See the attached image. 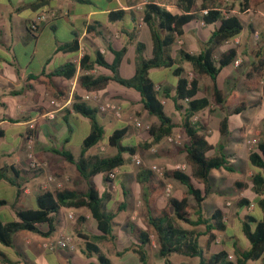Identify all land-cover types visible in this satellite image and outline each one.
Segmentation results:
<instances>
[{"label":"trees","instance_id":"trees-1","mask_svg":"<svg viewBox=\"0 0 264 264\" xmlns=\"http://www.w3.org/2000/svg\"><path fill=\"white\" fill-rule=\"evenodd\" d=\"M261 4H264V0H202L199 4L197 0H175V5L182 12L180 15H173L154 4L147 5L143 22L150 31L153 44L152 56L145 59L143 57L145 45L137 43L135 69L130 78H125L119 73L126 54L125 48L120 51L110 49L114 56L110 63L99 52L95 54L94 59L84 55L80 61L82 71H90L98 66L107 70L110 75L83 74L79 77L81 87L88 92L99 93L113 82L135 91L140 97L142 109L156 119L148 130L149 141L138 145H121V141L133 131L130 126H121L106 138L108 146L116 150L114 155L86 157V153L101 141L105 130L98 119L97 108L88 106L75 97L73 112L90 121V132L83 140L81 153L76 158L65 149L51 150L53 154L61 156L66 164L75 167L76 179L72 181L73 186L40 193L36 198V208L17 211L16 220L5 222L0 217V245L6 248L13 247L14 235L21 231L48 236L55 231L54 217L60 209H86L96 222L98 234L87 235L84 232L86 218L78 215L71 227L73 236L84 242V254L96 255L100 264H111L101 249H106L109 255L114 254L117 239L114 233V220L126 209V201L120 202L113 209L107 208L106 203L111 200V194L106 191L100 193L90 179L96 175H103L107 180L106 174L122 168L130 163L138 152L152 149L174 133L176 125L164 110L162 99L167 98L173 101L176 110H184L182 128L189 141L184 146L187 170L182 172L169 169L164 171L163 177L180 182L186 190L181 197H171L165 205H162V188L156 182L154 173L150 169L140 167L135 174V182L140 201L147 211L148 228L143 229L127 222L126 228L136 238L137 243L122 252H117L116 256L132 251L138 256L141 264H149L145 247L154 241L157 255L164 260V264H171L170 257L173 254L197 259L198 264H248V262L264 264V140H260L248 155V163L253 171L249 182L235 183L238 191H246L251 195L239 199L238 207L244 209L252 205L254 210L240 221L241 234L248 242L249 248L244 250L232 242L234 260L231 261L225 250L211 252L217 234L226 232L223 209H216L210 218H206L202 207L211 191L210 172L219 169L231 171V168L228 166L223 147H220L217 154L211 155L216 149L215 144L205 135L207 124L200 115L210 106L222 112L231 109L234 114H241L249 107L245 102L237 104L236 92L230 90L226 94L218 84L222 70L237 59V49L231 47L219 55L217 51L243 31L239 16L232 13L236 6L238 11L243 13L247 10L254 11ZM122 15V11L111 12L109 20L116 22ZM194 22H202L205 26L214 28L198 53L193 54L179 49L173 57L171 48L177 38L185 37L186 27ZM89 34L93 38L91 29ZM59 50L76 51L78 42L74 39ZM183 64L190 66L191 78L185 75L181 66ZM161 68L170 69L172 76L176 78L173 95L172 90L167 86L157 88L158 82L149 75L151 70ZM75 71L76 68L72 63H66L54 70L51 76L69 80L74 77ZM200 78H207L211 82L209 87L204 88L205 90L202 89ZM243 84L250 92L260 88L264 95V44L257 49L254 60L243 73ZM47 89L53 95L54 90L50 82L47 84ZM201 93L203 95L200 96ZM195 116L198 118L193 121ZM219 134L228 135L227 117L219 123ZM2 136L3 133L0 131V138ZM39 171H25L12 165L4 166L0 168V180L12 184L20 193L26 183L38 176ZM63 172L64 167H52V173L56 176H62ZM83 182L87 183L86 191L77 189ZM3 205H6V202L0 201V207ZM41 224L48 226L46 233H40L37 228ZM182 225L189 228H184ZM199 228L204 230L200 231ZM201 237L205 238L204 246L201 245ZM0 259L7 262L1 250Z\"/></svg>","mask_w":264,"mask_h":264},{"label":"crops","instance_id":"crops-1","mask_svg":"<svg viewBox=\"0 0 264 264\" xmlns=\"http://www.w3.org/2000/svg\"><path fill=\"white\" fill-rule=\"evenodd\" d=\"M197 1L199 4L202 0ZM150 4L157 5L173 15L182 13L175 3L172 4L169 0H0V131L3 133L0 138V168L12 165L28 171L26 155L28 134L33 140L34 154L42 165L38 176L26 183L20 193L12 184L0 180V201L6 202V205L0 207V217L5 222L16 220V212L19 210L36 208V198L40 194V185L45 181L48 170L51 171L50 174H53L52 162L64 167L63 175L55 176L58 179L65 175L68 176L70 180L65 186H73L72 181L76 179L75 167L66 164L61 156L54 155L51 150L60 151L65 149L69 151L72 135L70 121L77 126L89 125L90 129V121L72 110L75 97L80 99L88 92L81 87L79 77L83 74L93 76L110 75L107 70L98 66L90 71H82L80 61L84 55L94 59L95 54L99 52L110 63L114 58L110 49L120 51L125 48L126 54L122 62L126 60L135 64L137 43L145 45L143 57L145 59L150 58L153 44L150 31L143 22L144 11L147 5ZM116 11H122L123 15L120 20L110 22L109 14ZM232 13L237 14L235 10ZM241 14H251L255 19L264 20V4L258 6L254 11L247 10ZM41 16H45L43 20L39 19ZM199 24L202 25L203 23L200 22ZM90 29L93 38L90 37ZM244 35L245 30L233 41L238 42ZM74 39L78 42V50L73 52L59 50L60 47L72 42ZM187 39L186 31L185 40ZM206 39L201 40L200 46L205 43ZM229 42H226L222 47L224 48ZM129 53H132V55H129ZM66 63H72L76 68L72 79L67 80L62 77L51 76L54 70ZM229 67L231 65L227 68ZM184 68L187 69L188 66L185 65ZM149 75L150 77L156 75V78H152L157 79L159 85L165 81L163 78L167 77L168 79V75H172V73L170 69L161 68L151 70ZM48 82L54 90L53 95L47 89ZM99 96L101 102H105L110 98L119 103L122 101L123 108H127L128 111L131 110L128 105L130 103L129 97L138 96L139 98L135 91L113 82L105 90L99 92ZM131 98L133 99V97ZM56 101L64 105L63 110L57 114L56 119L52 121L43 120L41 116L51 110L52 102ZM84 104L98 110L96 103L85 102ZM98 119L105 132L109 134L119 125L129 126L122 121L115 122L109 112L102 113L98 111ZM34 122H36L35 130L29 131L28 126ZM80 153L81 149L79 154H74V156L78 158ZM53 155L57 159H52L51 156ZM70 167L73 168L70 169ZM121 179L122 177L115 179L116 181L107 179L105 184L108 186L103 191H100L95 184L100 193L106 191L111 194L110 201L113 202V206L110 209L115 207L114 203L119 202L120 197V202L126 201V209L117 217H120V220L118 222L114 220V224L117 226L114 229L117 237L114 254L109 255L106 249L101 250L111 264L114 263L110 257L120 259L118 264H129V261L127 262L124 259L127 255H131V258H133L131 264H135V260H137V264H141L138 256L132 251L116 256L117 252H122L137 243L136 238L126 228L127 222H131L136 227L148 228L146 223L147 211L140 201L135 179L132 183V191L129 194L126 193L127 198H125V193L121 189L123 185ZM116 187L120 189L121 193L116 190L114 194L111 192V189ZM77 189L86 191L87 183L79 184ZM133 200L138 201L135 204ZM69 210L71 209L62 208L59 210L54 217L55 231L48 236L28 231L15 234L13 247L0 246V250L7 259V262L0 259V264H23L24 260L21 256L24 258L30 250L38 255L52 252V250L43 248L42 245L52 241L58 232H68L69 227L72 225L71 220L68 218L69 212L67 211ZM125 212H128V214L122 215ZM85 218L87 222L89 218L87 214ZM91 222L96 226V222ZM225 224L227 229V223ZM37 228L40 233H46L48 230L46 224L38 225ZM17 236L21 244L18 247L15 244ZM145 249L149 264H152L154 260L162 259L158 257L153 241ZM65 250V252L58 251L62 252L66 264H100L96 255L84 254V249L78 250L77 239L74 251ZM77 250L85 259L75 255ZM8 252H13L16 258H9ZM19 256L20 258H18ZM18 259H21V261ZM171 264L173 263L171 262Z\"/></svg>","mask_w":264,"mask_h":264},{"label":"rangeland","instance_id":"rangeland-1","mask_svg":"<svg viewBox=\"0 0 264 264\" xmlns=\"http://www.w3.org/2000/svg\"><path fill=\"white\" fill-rule=\"evenodd\" d=\"M235 11L237 12V15L239 16V19L243 25L245 35L243 38L239 39L238 42L232 40L224 48L221 47V52L219 49L217 51V55L231 47H235L237 49V59L239 60V63L236 66L232 63L231 67L222 70L219 79V85L226 94L230 90L236 92V94L238 95L237 104L245 102L249 107L241 114H234L231 109L229 111L222 112L214 106H210L202 113H200L207 124V129L204 131V133L208 136V139L213 144H215L216 149L215 151L211 152V155L217 154L220 147H223V152L228 159V166L231 168V171L219 169L210 172L209 181L211 184V191L202 205L203 214L206 218H210L211 214L216 209H223V221L227 223V229L225 233L219 232L217 234L218 237L216 242L211 246V252L225 250L228 252L229 256H231V261L234 260L233 249L231 245L232 242H234L238 247H241L244 250L249 248L248 242L241 234L240 221L244 220L245 216L248 213L253 212L254 210L252 205L244 209H240L238 207L237 203L239 199L244 196L250 197L251 195L246 191H238L235 183L237 181H243L244 183L249 182L253 171L251 170L248 163V155L255 149L257 143L260 140H264V95L262 94L260 88L257 91L250 92L246 90L243 84V73L247 70L251 62L254 60V54L256 53L257 49L264 44V20L255 19L251 14H241L238 11L237 6ZM199 23L200 22H194L186 27L188 37L187 40H185L186 35L183 39L177 38L175 45L171 48V54L173 57L176 56L177 50H179L180 48L186 52L193 54H196L201 50V40L206 39L208 34L213 30L214 27H206L204 26V24L200 25ZM129 55H132V53H129ZM185 65L188 66L187 69L184 68ZM181 66L185 71V75L191 78L192 74L190 73V66L188 64H183ZM134 68L135 64L133 62L124 60L119 69V73L123 77H130L133 75ZM155 76L156 75H151V77L153 78H156ZM163 79L165 81L159 84L158 88L167 86L172 90L171 93L173 95L174 88L172 85L176 83V78L172 75H168V79L167 77ZM200 84L202 86V89H204L206 87H209L211 82L207 78H200ZM201 95H203V93H201L200 96ZM131 97H133V99ZM131 97H129L130 103L128 104L129 107H131L130 111H128L127 108H123L121 119H116L112 115L115 122L122 121L124 123H127L133 129V131L121 141L120 144L123 146L126 144L138 145L144 143L145 141H149L148 130L151 124L156 122L155 117L150 116L146 111L142 109L140 97ZM112 99L113 98H110L109 100ZM162 100L165 113L171 117L173 123L176 125L174 134L179 135L180 141L177 144H170L166 141V139H163V141L159 145L153 147L150 150L138 152L135 155L140 160L139 164H136L134 156L131 159L130 163L126 164L120 169H117L115 179L122 177L121 182L123 183V185L121 186V189L124 193L129 194L130 191H132V183L135 179V174L140 167L151 170V166L156 165L162 168V171L164 172L169 169H174L173 167L176 164L185 163L184 146L188 143L189 140L184 132V129L182 128L184 110H176L171 99L163 98ZM224 117L228 118V135L226 136H222L219 134V123ZM197 118L198 116H195L192 120L195 121L197 120ZM136 122L139 123V126L135 125ZM69 125L72 129L69 151L73 155H78L82 146L83 139L90 132L89 125L84 124L83 126H77L71 121L69 122ZM121 126L122 125H119V127ZM108 134V132H105L98 145L90 149L85 156L109 157L114 155L116 153V150L109 147L106 141ZM54 155L51 156L52 159H57V157ZM51 166L56 167L59 165H57L56 162H52ZM72 168L73 167H70V169ZM50 173L51 171L48 170L46 174ZM154 176L156 182L162 188V205H165L168 202V199L171 197H181L183 192H185L186 190V187L178 181L164 179L163 175L161 176L155 173ZM106 181L107 180H105V176L103 175H96L90 179V182L96 184L99 187L100 191H103V189L108 186L105 184ZM196 186L199 185L196 184ZM167 187H170V192L168 195H166L165 192ZM115 190L121 193L120 189H118L117 187L112 188L111 192L114 194ZM127 194H124L125 198L128 197ZM120 201L121 197L119 202L114 203V206L118 205ZM137 201L133 200V203L135 202L136 204ZM190 202L193 204L192 198H190ZM106 206L107 208H111L113 206V202H107ZM67 212L73 213L74 219H76L78 215H82L85 217V215L87 214L89 218L85 223L84 232L89 236L98 234L96 226L91 222L94 220L91 218L89 212L86 209H71ZM126 214H128V212H125L122 215ZM115 220L116 222H118L120 220V217L116 218ZM71 222L73 225L74 220H71ZM182 226L184 228H189L184 225ZM71 227H69L67 233L74 235ZM116 227L117 226H115V228ZM199 230L203 231L204 228H199ZM200 242L201 245L204 246L205 238L201 237ZM15 244L17 247L21 246L18 236L16 237ZM82 249H84V242L82 240H78V250L81 251ZM78 250L75 252V255L81 257L82 259H85ZM62 251L65 252L66 250ZM7 255L9 258L15 257L13 252H8ZM20 256L18 258H20ZM182 257L183 256L173 254L171 256V262L173 264H198L197 259L187 260L186 258ZM21 258L24 260L23 264H66V260H63L64 258L62 252H59L58 250L46 252V254L41 253L39 255L30 250L24 258L23 256H21ZM110 258H112L114 264H118L120 261V259H116L113 257ZM124 259L127 262L129 261L128 263L131 264V259L133 258H131V255H127L124 257ZM134 259L136 258L134 257ZM18 260L21 261V259ZM135 264H137V260H135ZM152 264H163V260H154L152 261ZM248 264L257 263L248 262Z\"/></svg>","mask_w":264,"mask_h":264},{"label":"built area","instance_id":"built-area-1","mask_svg":"<svg viewBox=\"0 0 264 264\" xmlns=\"http://www.w3.org/2000/svg\"><path fill=\"white\" fill-rule=\"evenodd\" d=\"M172 2V4L175 3V0H169ZM45 16H41L39 19L43 20ZM35 27V25H34ZM239 60L236 59L233 64L236 66L238 65ZM158 88V87H157ZM80 102H93L96 103L98 105V111L99 112H109L111 113L116 119H121L122 118V114H123V106L121 103H119L116 100H107L105 102H101V98L99 96V93L97 92H87L85 93L81 98H80ZM52 109L47 111L45 114H43L41 116V118L43 120L46 121H52L54 119H56L57 114L63 110L64 105H61L59 102H52L51 105ZM136 126H139V123L136 122L135 123ZM36 128V122L30 124L28 126V130L29 131H34ZM166 141L170 144H177L180 141V137L179 135L176 134H172L168 137L165 138ZM26 149H27V168L28 170L31 171H36V170H40L41 169V163L40 161L36 158L35 154H34V150H33V140L30 137V135L28 134L27 137V142H26ZM134 160L136 162V164L140 163V160L138 159L137 156L134 157ZM174 170H179L182 172H185L187 170V165L186 163H179L176 164L174 167ZM116 171L117 169L113 170L112 172L107 174V179L110 181H114L116 178ZM151 171L155 174L158 175H163V171L162 168L153 165L151 166ZM69 177L68 176H63L60 179H58L54 174H48L46 175L45 181L40 185V193L46 192V191H50V192H54V191H58L61 190L65 187V184L69 182ZM166 195L169 194L170 192V187H167V189L165 190ZM68 218L70 220H74V214L73 213H69L68 214ZM43 248L45 249H49V250H69V251H74L76 248V238L68 233L65 232H58L57 235L55 236V238L52 241L46 242L42 245ZM229 258L231 259V256H229Z\"/></svg>","mask_w":264,"mask_h":264}]
</instances>
